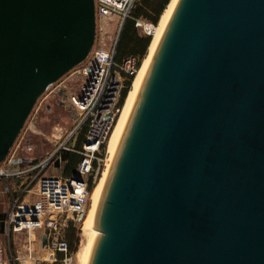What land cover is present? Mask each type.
<instances>
[{
	"label": "water",
	"instance_id": "1",
	"mask_svg": "<svg viewBox=\"0 0 264 264\" xmlns=\"http://www.w3.org/2000/svg\"><path fill=\"white\" fill-rule=\"evenodd\" d=\"M95 28L94 0H0V162ZM93 227L85 264H264V0H176Z\"/></svg>",
	"mask_w": 264,
	"mask_h": 264
},
{
	"label": "built area",
	"instance_id": "2",
	"mask_svg": "<svg viewBox=\"0 0 264 264\" xmlns=\"http://www.w3.org/2000/svg\"><path fill=\"white\" fill-rule=\"evenodd\" d=\"M136 0H94L95 37L88 56L55 82L48 84L37 98L19 135L5 159L0 162V181L11 194L6 233L38 229L41 244L62 253V264H73L74 254L59 232L68 225L82 223L89 205V182L97 181L105 167L107 148L102 150L122 109V91L129 75H135L141 60L134 54L116 58V47L124 21L131 17ZM143 33L152 36L158 23L133 18ZM118 27L114 44H110L111 26ZM110 44V45H109ZM49 95L66 124L52 127L51 148L43 156L22 158L20 140L34 130L36 114L46 106ZM65 152L79 155L71 174L47 173L64 158ZM16 180L18 181L15 184ZM19 191L14 194L13 188ZM29 242V241H28ZM27 249V248H26ZM50 256L53 255V251ZM14 264L15 259L11 257ZM35 261H39L37 257ZM33 260V262H34ZM0 247V264H8Z\"/></svg>",
	"mask_w": 264,
	"mask_h": 264
},
{
	"label": "rangeland",
	"instance_id": "3",
	"mask_svg": "<svg viewBox=\"0 0 264 264\" xmlns=\"http://www.w3.org/2000/svg\"><path fill=\"white\" fill-rule=\"evenodd\" d=\"M146 1L152 2L153 0H136L132 9H131V16L134 15L136 10L144 9L147 12H151L152 10L144 4ZM166 6V5H165ZM165 8V7H164ZM163 11V10H162ZM162 13V12H161ZM161 15V14H160ZM159 18L157 23H159ZM149 20L142 16H137ZM131 19V18H130ZM134 28L136 29L137 33L140 35H146L143 33L141 27L136 26L134 24ZM110 31V41L109 43L114 44V40L118 33V27L111 26L109 28ZM122 32V31H121ZM154 34V33H153ZM153 36V35H152ZM151 36V38H152ZM121 37V33L119 38ZM109 44V45H110ZM117 48V47H116ZM149 48V45H148ZM148 48L146 51L145 56L148 53ZM142 58V60L145 58ZM141 60V61H142ZM132 84V83H131ZM127 95V94H126ZM126 98V97H125ZM124 98V101H125ZM54 98L49 95L48 101L46 106H44L37 114H36V122L34 130L27 133L23 136L22 140H20V145L18 148V155L19 157H28V158H35L41 157L43 154L51 148V143L49 142V137L52 132L53 125L66 124V117L62 115L58 108L53 103ZM123 101V103H124ZM109 141V140H108ZM108 141L106 143L107 152L105 157L108 159L110 152L108 151ZM106 162V160H105ZM76 165V164H75ZM47 170V169H46ZM102 174V173H101ZM100 174V176H101ZM99 179V178H98ZM95 186V185H94ZM94 188V187H93ZM92 188V190H93ZM91 190V192H92ZM90 192V195H91ZM9 202L7 194L2 189V181H0V247L3 254V257L8 260V264H14L11 257H14L15 263L17 264H62L59 260L62 257V253L56 250H52L54 253L50 256V249H47V244L42 245L44 240L40 238L41 231L38 229L31 230L30 232H22V233H12L10 232V236L6 233V224L5 218L8 213L9 209ZM91 205V198L89 197V207ZM88 207V209H89ZM88 211V210H87ZM87 214V212H86ZM85 214V216H86ZM85 219V217H84ZM83 219V221H84ZM83 221L76 226V235L78 236V244L75 251H72L74 254V261L73 264H81L79 257H78V250L80 249L81 244L85 241L84 234H83ZM65 228L60 230L59 238L65 239ZM29 241V242H28ZM27 248V249H26ZM51 251V252H52ZM40 259L39 261H35L34 258ZM34 260V262H33Z\"/></svg>",
	"mask_w": 264,
	"mask_h": 264
},
{
	"label": "bare ground",
	"instance_id": "4",
	"mask_svg": "<svg viewBox=\"0 0 264 264\" xmlns=\"http://www.w3.org/2000/svg\"><path fill=\"white\" fill-rule=\"evenodd\" d=\"M176 0H169L168 3L166 4L165 8L163 9L161 15H160V19H159V23L157 24V27L155 28L154 34H152V38L150 40L149 43V48H148V53L145 56V58L142 60L141 65L138 69V71L136 72V74L134 75V78L132 80V84H131V88L127 93V96L125 98V101L123 103L122 109L119 113V116L117 118V121L114 125V128L109 136V141H108V151L110 152V155L108 157V159L106 158V164L105 167L103 168L102 174L99 177V179H97L95 186L91 192L90 198H91V205L87 211V214L85 216V219L83 221V234H84V238L85 241L81 244L80 249L78 250V257L80 260L81 264H85V260L89 251V247L91 245V242L93 240V237L95 235V233L97 232V230L94 229L93 227V219H94V213H95V209L97 206V202L99 199V195H100V191H101V187H102V183L103 180L105 178L110 160L112 158L116 143L118 141L120 132L122 130L123 124L125 122V119L127 117V114L129 112L130 106L132 104L137 86L144 74V71L146 69V66L148 64V61L151 57V54L154 50V47L156 45V42L160 36V33L174 7Z\"/></svg>",
	"mask_w": 264,
	"mask_h": 264
},
{
	"label": "trees",
	"instance_id": "5",
	"mask_svg": "<svg viewBox=\"0 0 264 264\" xmlns=\"http://www.w3.org/2000/svg\"><path fill=\"white\" fill-rule=\"evenodd\" d=\"M169 0H153L152 2L146 1V4L151 10L152 13L147 12L144 9H138L134 12V15L127 18L122 26L120 32L121 37L118 40L117 48H116V58H121L124 54H134L139 57V60L145 56L148 45L151 40V36L149 35H140L137 33L136 29L134 28V20L133 18L137 16L145 17L151 20L154 23H157L159 15L161 14L162 10L164 9L165 5L168 3ZM131 18V19H130ZM134 78V75H129L125 81V87L122 91V98L121 103H123L124 98L127 96L126 94L131 88V83ZM106 144L102 145V150H104ZM79 160V155L76 153H71L69 156V163L70 165H74ZM95 182H92L90 179L89 182V190H92L94 187ZM76 227L72 225H68L65 228V235L64 238L67 241L70 251H75L77 244H78V236L76 235ZM57 264V263H55Z\"/></svg>",
	"mask_w": 264,
	"mask_h": 264
},
{
	"label": "crops",
	"instance_id": "6",
	"mask_svg": "<svg viewBox=\"0 0 264 264\" xmlns=\"http://www.w3.org/2000/svg\"><path fill=\"white\" fill-rule=\"evenodd\" d=\"M71 153L72 152H65L63 155L64 158L62 159V161L58 164H55L54 167H49L47 169V171H48L47 173L62 174V175L71 174L74 170V167H75V164L70 165V163H69V156ZM22 158H24V157H22ZM35 158H37V157H35ZM17 183H18V181L16 180L15 184H17ZM2 189H3V191L6 189V186L4 185L3 182H2ZM18 191H19V188L15 186L13 188L14 194ZM5 193L7 194L8 200H11L10 192L5 191ZM9 204H10V202H9Z\"/></svg>",
	"mask_w": 264,
	"mask_h": 264
}]
</instances>
